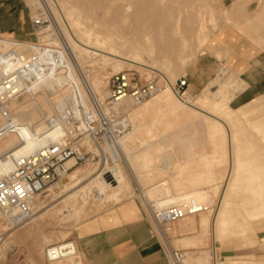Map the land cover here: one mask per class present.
I'll return each instance as SVG.
<instances>
[{"label":"rangeland","instance_id":"374dc122","mask_svg":"<svg viewBox=\"0 0 264 264\" xmlns=\"http://www.w3.org/2000/svg\"><path fill=\"white\" fill-rule=\"evenodd\" d=\"M56 2L58 4L56 6L58 16L68 33L66 35H71L75 40L90 50H96V54L83 60V63L88 65V74L93 77L97 76V78H102L105 82L107 81V86L100 87L102 89L101 91L105 89L109 90L108 78L112 73L121 70H130L135 72L141 82L155 77L161 80V82L166 81L173 88L175 100L182 104L184 108L181 112L182 114H179L180 118L178 121L173 122L171 124L173 126L163 132L166 129L165 126L160 129L143 126L145 124L147 125V121H149L148 124L151 126H155L156 121L164 122L165 125L169 119H172L171 115L169 117L166 108L152 109L145 115L135 116L133 113L141 104L128 106L129 119L133 123V130H131L129 133L131 135L127 139L129 151L145 146L147 144L145 143L146 137H156V131L162 132L161 135L166 136L165 134L177 124L185 125L188 123V129L181 133L185 135L182 138L183 142H187V144L183 143L181 146L178 140L174 138L173 145L176 144L175 147L166 144L165 147L160 149L158 144L153 146L151 150L154 158L153 161H156V163L160 162L159 164H161L165 163L166 160L167 163H170L168 172L163 170L162 175L165 176V179L160 184L153 183L150 185L146 181L149 175H153L157 171L156 169H143L141 173L137 174L136 178L139 189L133 177L128 173V170L121 168L120 172L127 184L124 187L111 188L108 184L106 185V177L103 176L104 164L96 159L77 164V166L83 169V173H85L81 177L78 185H72L65 189V191H62V187L70 179L67 175L57 182V187L50 185L56 188L54 194L49 195L52 192L49 189L51 188L50 186L43 193H40L41 206L44 207L42 211L48 208L49 210L43 217L39 218L38 223L33 224L30 231H26L29 226L26 223L12 227L0 212V233H7V241L15 246V249L12 251L7 250L8 247L5 245L2 247L0 251L2 261L0 264H92L89 253L85 248L88 250L91 249L93 252L92 257L97 256V259L107 257L111 260V257L107 255L111 251L110 247L108 245L105 248L101 247V243L105 242L101 235L91 234L85 237V233L87 234L88 231H96L98 226H91L86 231L84 229L88 223L90 224L101 213H109L111 210L114 211L117 205L135 198L139 200L149 216L152 226L150 228L153 230L152 234L154 235L153 238L158 239L161 244L160 248L163 251V255H165L166 264H178L173 260L172 253L165 244L158 230L159 226L153 219L151 209L148 208L144 199L146 198L152 202L167 200V205L177 204L178 202L168 200L178 198L183 202L190 198H197L196 196L190 195V193H185L184 195V192H191V189L203 188L207 185H210L211 189L208 195L203 196V199H198L199 201L202 200V202L208 203L209 208L207 210L200 211L185 219H179L172 223H162L163 228L167 230L169 228L168 232L170 237L168 240L173 245L172 247L174 249H181L184 252V256L186 257L185 264L189 263L190 255L193 256L196 254L201 258L204 257V261L198 264H264V211L261 210L259 214L257 213L252 217L254 209H259V207L254 208V200L262 201L264 199V93L249 99H244L239 96L236 100H233L243 90L237 92L238 86L244 83V81L240 78L239 73L233 69L234 66L229 62L226 63V61H222L219 70L206 87V91L210 95L208 105L203 106L200 104L198 97L188 96V94L187 97H182L173 87L174 82L179 77L185 76L184 74L188 64L201 53L212 51L216 47L221 49L226 46L222 39L226 30H230L232 35L239 40L238 42L252 45L255 54L262 56V58L257 60L261 70L258 75L264 76V0H194V3L197 6L199 5L198 8L200 7L199 12L201 11V14H198V16L201 15L198 19L204 20V25L200 26L199 30L193 36L188 37V40L185 42L187 45L181 46V49L175 57L168 59H156V55H151L147 52H142L144 59L126 55L116 57V55L110 53L108 48L98 46L94 42H84L77 28L71 23L73 17L72 8L78 12H86L83 3L81 4V2L71 0H56ZM236 5L237 10L234 9ZM98 15L100 16V12H98ZM0 36L21 39L9 34H0ZM32 38L33 36L31 34L27 40ZM105 55H109L111 58L109 57V60H104ZM217 55L220 58L223 57L221 51H218ZM101 57L103 58L102 60ZM114 58H119L123 61L121 70L117 71L115 69ZM228 75L236 76L237 83L236 86L232 87L223 85V88H226L222 99L225 103L224 108L226 114L222 115L213 110L212 106L216 99L213 96L214 93L212 90L222 85V83L218 82L217 77L222 76L226 79ZM214 82L215 85H213ZM212 85L213 87L211 89L210 86ZM39 94L41 92H37L35 94L36 97L23 95L18 100L26 103L32 102V100L39 102L43 98V95L39 96ZM158 94L151 99L153 100V98L155 99L161 95ZM52 96L54 95H50L49 98H52ZM108 96L105 97L106 101L108 100ZM14 104L16 102H10L11 106ZM226 115L235 118L234 120H230L226 118ZM216 119L221 122L219 124L223 129L217 132L218 144L220 145L217 154L219 157L213 161L211 160L210 164H213L212 170L217 173L215 175L218 178L213 173H210L211 170L201 160H197V162L187 166L186 164H184L185 166L180 165L183 158L196 150L193 149V151L188 146L198 147V145L205 144L208 148L213 146L214 142L210 134L215 130L213 123ZM196 128L200 129V131L194 134L193 132ZM223 134L226 137L222 139ZM142 136L144 138H141ZM163 137L160 142H164ZM136 141L141 142L137 144ZM223 141L225 144L222 143ZM190 143L193 144L191 145ZM169 150H172V153L166 155L165 159H162L161 155L169 152ZM222 152L224 153L222 154ZM119 161H116V163H120ZM240 161L244 163L238 169V162ZM109 167L112 168L111 166ZM112 170L114 172L113 168ZM201 170L204 173L206 171L208 176L211 174L209 180L206 183L202 181L191 182L189 180V174H198ZM235 176H237V180L232 188ZM211 177L212 179H210ZM174 180L176 185H172L171 183ZM186 183H188V186H186ZM260 185L262 186L259 188ZM187 187L190 189L186 190ZM74 191H76L75 194L69 196ZM256 191L260 193L259 198ZM77 192H84L85 198L79 196ZM225 200L227 203V205L225 204L227 213L223 226L219 230L220 228L218 227L222 223L220 224L217 215L222 209ZM36 214H39V210ZM6 227L9 228V233L5 230ZM175 227L179 230L177 234L173 232V228ZM83 231L84 236L81 235ZM220 231L221 234L219 233ZM11 232L14 233L11 234ZM66 241L76 243L78 248L77 253L71 257L68 256L48 262L45 255L46 246L55 244V242L60 243ZM91 245L93 246L91 247ZM202 252L206 253L203 254ZM201 253L206 256H203ZM190 260L191 262L193 261L192 259ZM192 264L197 263L193 261Z\"/></svg>","mask_w":264,"mask_h":264},{"label":"built area","instance_id":"2783aa9c","mask_svg":"<svg viewBox=\"0 0 264 264\" xmlns=\"http://www.w3.org/2000/svg\"><path fill=\"white\" fill-rule=\"evenodd\" d=\"M25 1L33 12V38L22 40L0 36V103L23 95L33 96L37 91L41 92L40 87L35 90L36 86L60 78V91L70 86L73 97L64 107L55 106L46 118L50 130L44 135L53 131L56 135L48 136L44 144L30 152L15 154L8 149L0 155V165L4 159H10L13 167L0 171V212L12 227L22 225L35 213L34 202L38 194L65 178L81 162L98 159L104 164L103 176L113 183L115 175L109 166L121 160L120 139L132 130L128 106L144 103L167 86L166 81L161 82L156 77L141 82L135 72L121 70L108 78L109 96L102 103L88 80V65L77 59L66 40L56 0ZM188 82L186 76H181L173 84L182 97H187ZM20 128L7 116L0 125V138L7 132H18ZM44 135L34 134L36 138ZM71 159H74V165L69 164ZM208 208L207 202L190 198L163 209H151V213L155 222L162 225ZM6 234L0 233V251L4 245L7 250L15 249L7 241ZM72 242L47 245V261L73 254ZM171 253L175 263L184 257L181 249H173Z\"/></svg>","mask_w":264,"mask_h":264},{"label":"bare ground","instance_id":"6f19581e","mask_svg":"<svg viewBox=\"0 0 264 264\" xmlns=\"http://www.w3.org/2000/svg\"><path fill=\"white\" fill-rule=\"evenodd\" d=\"M71 1L81 2V4L83 3V5L86 8V12H82V11L78 12L75 11L74 8H72L73 17L71 21V23L79 31L81 35L80 37H82L84 42L87 43L94 42L98 46L108 48L110 53L116 55V57L126 55L129 57L133 56L136 58L144 59V57H142L143 54L142 52H147L151 55L152 54L156 55V59L173 58L176 56L177 52L181 49V46L186 44L185 42L188 40V37L193 36L199 30L200 26L204 25V20L198 19L201 16V15L198 16V14L201 11L199 12L200 7L198 8L199 5L197 6L194 3V0H71ZM236 7L237 5L234 6V9H236ZM98 12H100V16L98 15ZM65 34H68L67 31L65 32ZM179 35L180 37L183 38H180ZM66 38H67L66 39L67 42L73 49L77 59H79L80 62L83 63V60H86L88 57L96 54V50L93 51L83 46L81 43H79V41L75 40L71 35L68 36L66 35ZM109 57H110L109 55H105L104 60H109L111 58ZM102 59L103 58L101 57V60ZM114 60H115L114 61L115 69L117 71L121 70L123 61L119 58L117 59L114 58ZM90 63L89 65L92 66V64ZM94 77L88 74V78H89L88 80L94 92L97 94L99 100L102 103H104L106 101L105 97L109 95V90L105 89L101 91L102 89L100 87L107 86L106 85L107 81L105 82L104 79L99 77L97 78V76ZM217 79L219 83H222V85H220L219 88L217 87L216 89L212 90L214 93L213 96L216 99L212 107L214 111L218 112L219 114L225 115L226 114L224 108L225 103L223 102L224 100L222 99L224 97V93L226 92V88H223V85L225 84L227 85V87L236 86L237 77L228 75L226 79L222 76L217 77ZM61 81H62L61 78L56 79L55 81L52 82L46 81L44 85H39L35 87V90H38L37 88L40 87L41 94H39V96L43 95L42 101L36 102L32 100V102L26 103V102H20L18 99H14L11 101L16 102V104L12 106L10 105L11 101L3 104L0 103V125L5 121V118L9 116L10 119H12L16 124H19L21 126L18 132H7L3 137L0 138V155L3 153V151H6L8 149L13 151L15 154H18L20 152H30L35 148H37L38 146H40L41 144H44L48 136L57 134L56 131H53L47 136L44 135L47 134L50 130L46 122V118L49 115H51V112L54 110L55 106H58L60 108L64 107L66 104L72 101V97H73L70 86H66L62 91H60L59 88L61 87H59L58 85L61 84ZM213 85H215V82ZM213 85L210 86V88L213 87ZM246 86H247V82L244 80V83L238 86L237 92L239 90L244 89ZM159 94H161L159 97L155 99L153 98V100L152 99L146 100V102L142 103L139 106V108L134 111L133 115L135 116L145 115L152 109L157 110V109H162V107L166 108L168 110L169 117L171 115L172 119H169L166 122L165 124L166 129H164L163 131L165 132L167 131V129L173 126L171 125L173 124V122L178 121V119L180 118L179 114L183 111L184 108L182 104H180L178 101L175 100L174 91L172 86H170V84H167L166 88L163 91H161ZM50 95H54V96H52V98H49ZM209 96H210L209 93L205 90L198 97V102L203 106L208 105ZM33 97H36V95H33ZM106 106L109 107V104H106ZM226 118L230 120H234L235 117L226 115ZM216 121L213 123L215 130L210 134V137L214 142L213 146L211 148L205 146L206 144L198 145V147L188 146L192 150L193 149L196 150L195 152H191L188 156L183 158V160H181L180 165L186 164L187 166L189 164L197 162V160H201L205 162L206 167L211 170L210 173H213L214 175L217 174L214 172V170H212L213 164H210V162L211 160L213 161L214 159L219 157V155L217 154L219 152L220 145L218 144L217 132L222 131L223 128L219 124L221 122L218 119H216ZM187 124L188 123H186L185 125L177 124L175 127L170 129L166 134L164 133L166 135L163 137L164 142H160V144H158V147L160 146L161 149L165 147L166 144L175 147L176 144L173 145L174 138L178 140L181 146L183 143L187 144V142H183L182 140V138H184L185 135L181 134L184 132V130L188 129L189 126H187ZM189 124L191 123L189 122ZM153 131L152 133H154ZM199 131L200 129L196 128L194 129L193 133L195 134L198 133ZM36 133H39L40 135H44V136L42 138H36L34 136V134ZM129 133L125 134L122 137V139H120V148L122 151L121 160L119 161L120 163H115L113 166H111L114 169V175H115V179L113 183L110 182L107 178H105L106 185L108 184L111 188H118V187L120 188L126 186L127 182L123 179V175L120 172L121 168L122 169L126 168L128 170V173L133 177L138 188H139V184L136 181L137 174L141 173L143 169H149V170L160 169V171L162 170L161 173H163V170L165 172H168L170 168V163H167L166 160L165 163H161V164L156 163V161L155 162L153 161L154 158L152 156L153 153L151 152V150L153 149V146H155V144H146L140 149L129 151V146L127 144V139L131 135ZM222 136H223L222 139L226 137L224 134ZM222 143H224V141ZM190 144L192 145L193 143ZM170 153H172V150H169V152H165V154H162L161 158L165 159L166 155ZM223 153L224 152H222V154ZM158 155L160 156V154ZM242 163L244 162L241 161L238 162V169L240 168V166H243ZM69 164L74 165L75 164L74 159H71L69 161ZM11 168H13L11 160L4 159L2 161V164L0 165V171L5 172ZM84 174L85 173H83V169H81L79 166L76 167L75 165L72 168V170L68 173V178L70 179L66 184H64V187H62V191H65V189L71 187L72 185L75 186L78 185L81 177ZM189 176H190L189 180L191 182L202 181L206 183L209 180V176H211V174L208 176L206 171L204 173V171L201 170L200 172H198V174L190 173ZM215 177L217 176L215 175ZM224 177H222V179H224ZM210 179H212V177ZM222 179L221 181H223ZM236 180H237V176H235L234 178V183L232 184V188L234 184H236ZM171 183L172 185L173 184L176 185L175 180L172 181ZM56 185L57 182L53 183L51 186L57 187ZM261 186L262 185H260L259 188ZM54 187L49 188L52 191L49 193V195H52L56 192L55 191L56 188ZM210 190H211L210 185H207L204 186L203 188L191 189L190 190L191 192L188 191L184 192V195L185 193L186 194L190 193V195L196 196L197 197L196 199H201L203 196L208 195V192ZM75 192L76 191H74V193L71 194L69 193L70 194L69 196L75 194ZM256 193L258 192L256 191ZM39 195L40 194L36 196L34 202L36 204L35 213L24 222L26 224H29L26 231H30L33 224L38 223L39 218L43 217L44 214L49 210L48 208L47 210L42 211L44 207L41 206V200ZM78 195L85 198L84 192L82 193L80 192L78 193ZM257 195H259L258 196L259 198L260 193H258ZM144 200L146 202V205L150 209H155V208L163 209L170 206L166 204L167 200L166 201L159 200L157 202L148 201L146 198ZM168 201L178 202V203L182 202V200L178 198H173L172 200H168ZM257 201L259 200H254L253 202L254 208L259 207V209L256 210L254 209V213L252 212L253 213L252 217L255 216L257 213L259 214L261 210L264 211V199L262 201H259L258 203ZM225 204L227 205L226 200L224 201V205H223L224 207L222 206V209L218 212L217 215L220 224L222 223L221 226L218 227L220 228L219 230H221V227L223 226L224 218L227 213ZM38 210H39V214H36L38 213ZM186 217L184 216V218L181 219H185ZM158 226H159L158 230L165 244L172 252L174 248L172 247L173 245L171 244V242L168 240V238L170 237L168 232L169 228L167 227L168 228L167 230L163 228L164 226L162 225L158 224ZM8 229L9 228L7 227L5 228V230H7V232L9 233ZM178 231L179 230L177 227L173 228V232L175 234H177ZM13 233L14 232H11V234ZM219 233L221 234V231ZM72 243L74 245L75 251L73 254L68 255L70 257L75 253H77L78 250L76 243L74 242ZM193 256L195 259L192 258ZM193 256L192 255L189 256L190 258H189V263L187 262L188 264H192L193 261H196L197 264L200 262L202 263L204 261V257L201 258L198 256V254ZM207 256L209 257V255ZM190 259L192 260L194 259V260L191 262ZM185 263H186V257L184 256L178 264H185Z\"/></svg>","mask_w":264,"mask_h":264},{"label":"crops","instance_id":"0c3cea01","mask_svg":"<svg viewBox=\"0 0 264 264\" xmlns=\"http://www.w3.org/2000/svg\"><path fill=\"white\" fill-rule=\"evenodd\" d=\"M32 14L29 3L25 0H0V34L27 39L31 36ZM222 39L226 46L221 49L216 47L212 51L201 53L186 67L184 75L189 81L186 88L188 96L196 98L206 90L212 77L219 70L222 61L231 63L234 66L233 69L239 73L240 78L247 82V86L233 100L239 96L249 99L264 93V76L258 75L261 70L259 63H257V60L262 56L255 54L252 45L238 42L239 40L232 35L230 30L224 32ZM218 51H221L222 58L218 57ZM148 122L143 127L160 129L165 126L164 122L160 121H156L155 126H151ZM156 133V137H146L145 143L159 144L164 135L162 136V132L159 131ZM140 142L136 141L137 144ZM156 170L153 175H149L146 179L150 185L153 183L160 184L165 179L160 170ZM186 184L188 186V183ZM188 189L190 188L187 187L186 190ZM91 226H98V229L88 231L87 234L85 233V237L91 234L101 235L105 240L104 243H101V247L105 248L108 245L111 249L110 253H107L111 257L109 260V258H102L101 256L100 259H97V256H93L95 257L93 258L91 249L85 248L92 264H166L165 255L160 248L161 244L158 239L153 238L149 216L136 198L117 205L114 211L101 213L90 224L88 223L84 230L90 229ZM81 235L84 236V231ZM80 258L82 259L81 256Z\"/></svg>","mask_w":264,"mask_h":264}]
</instances>
